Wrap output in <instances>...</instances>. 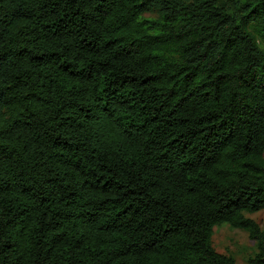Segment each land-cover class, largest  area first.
Returning <instances> with one entry per match:
<instances>
[{
    "label": "trees",
    "instance_id": "1",
    "mask_svg": "<svg viewBox=\"0 0 264 264\" xmlns=\"http://www.w3.org/2000/svg\"><path fill=\"white\" fill-rule=\"evenodd\" d=\"M236 1L0 0V264H237L226 224L264 264V0Z\"/></svg>",
    "mask_w": 264,
    "mask_h": 264
},
{
    "label": "rangeland",
    "instance_id": "2",
    "mask_svg": "<svg viewBox=\"0 0 264 264\" xmlns=\"http://www.w3.org/2000/svg\"><path fill=\"white\" fill-rule=\"evenodd\" d=\"M219 4L230 14L241 13L240 4L236 0H219ZM145 17L158 18V14L152 12L145 14ZM261 43L264 47V41L261 40ZM245 216L264 230V210ZM212 246L217 253L233 258L237 264H249V260L258 252L257 243L250 238L248 232L227 224L214 228Z\"/></svg>",
    "mask_w": 264,
    "mask_h": 264
}]
</instances>
